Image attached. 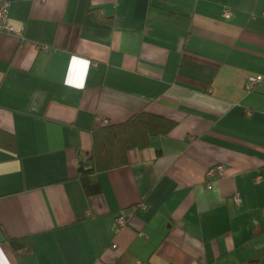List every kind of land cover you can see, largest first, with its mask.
<instances>
[{
    "label": "crops",
    "instance_id": "0c3cea01",
    "mask_svg": "<svg viewBox=\"0 0 264 264\" xmlns=\"http://www.w3.org/2000/svg\"><path fill=\"white\" fill-rule=\"evenodd\" d=\"M8 1L0 264H264V0ZM140 111L177 124L87 196L92 131Z\"/></svg>",
    "mask_w": 264,
    "mask_h": 264
},
{
    "label": "trees",
    "instance_id": "16d2710c",
    "mask_svg": "<svg viewBox=\"0 0 264 264\" xmlns=\"http://www.w3.org/2000/svg\"><path fill=\"white\" fill-rule=\"evenodd\" d=\"M100 18L110 21L104 14H100ZM176 124L174 120L165 116L140 111L125 122L95 128L92 131L93 147L87 158L91 165L87 167L85 161L80 160L78 169V177L86 195L91 197L102 193L98 173L126 165L129 149H143L149 146L153 136L169 134ZM6 241L19 258L32 251L27 236L20 238L6 236Z\"/></svg>",
    "mask_w": 264,
    "mask_h": 264
},
{
    "label": "built area",
    "instance_id": "2783aa9c",
    "mask_svg": "<svg viewBox=\"0 0 264 264\" xmlns=\"http://www.w3.org/2000/svg\"><path fill=\"white\" fill-rule=\"evenodd\" d=\"M10 2L8 0H0V33L15 34L22 37L23 34V24L15 25L12 23L10 16ZM224 17L229 19L232 17V10L226 8L224 10ZM264 84V75H249L246 82V90L249 92L255 91L259 85ZM224 172V166L218 165L207 172L208 185H211V179L222 175ZM260 179V178H259ZM236 202L240 203V196L236 194L234 196ZM142 209L146 207L145 203L140 205ZM127 224V219L124 215H120L117 219L118 229L124 227Z\"/></svg>",
    "mask_w": 264,
    "mask_h": 264
}]
</instances>
